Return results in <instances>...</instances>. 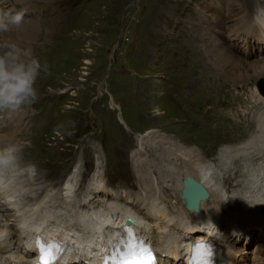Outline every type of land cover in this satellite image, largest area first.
Instances as JSON below:
<instances>
[{"label": "rangeland", "instance_id": "1", "mask_svg": "<svg viewBox=\"0 0 264 264\" xmlns=\"http://www.w3.org/2000/svg\"><path fill=\"white\" fill-rule=\"evenodd\" d=\"M252 1L236 0L229 10L225 0H39L47 7L39 15L38 4L32 3L35 6L26 20L34 17L33 23L42 24L43 29L32 42L33 55L27 60H38L47 71H41L36 80L35 102L22 107L23 114L26 113L21 122L22 135L17 132V140L10 142L19 150L21 167L17 166L16 170L21 168L25 175L30 171V176L37 177L39 173L43 180L52 179L57 186L45 193H54L82 165L80 198L87 189L92 190L94 184H100L101 190L93 189L97 192L96 200H92L98 199L99 204L127 200V204L139 210L138 207L141 209L150 203L147 212H152L149 206L156 199L154 204L169 201L161 203L165 210L170 203L175 210L179 208L178 211L184 213L182 216L176 212L175 218L184 219L189 213L179 203L180 191H174V187L179 186L177 165L169 166L166 151L159 145L162 142L164 145V141L176 144L181 149L177 155L187 160L190 156L183 152L184 148L196 150V157L216 166L224 158L220 157V151L224 150L225 156L229 154L223 147L238 145L248 134L247 124L243 127L240 124L245 123L250 109L258 108L253 107L256 106L253 93L257 98L261 96L255 82L264 76L251 81L244 90L246 93H239L240 83L233 86V82L218 74L206 56L218 40L228 44L231 52L247 62L264 57V43L251 42L247 55L235 52L229 42L237 37L230 34L229 28L235 31L247 10L259 14L258 4L264 8L261 0ZM45 17H49V21H45ZM244 37L239 36V45L243 44ZM10 49L16 50L13 46ZM222 83L223 86L219 85ZM31 109L37 112L34 119L27 118ZM42 111H45L43 117L40 116ZM19 114L23 115L20 110ZM50 117L54 119L48 126L34 132L37 126L47 124ZM252 134L254 132H250ZM155 142H159L158 146ZM24 143H28L26 148L22 147ZM152 146L160 148L159 151ZM229 160L226 165L241 163L242 168L249 163L241 158ZM140 165L149 167L152 193L145 189L148 186L143 181L145 177L140 178ZM166 166L172 170L167 172ZM222 167L224 172L228 170ZM25 175L23 191L29 192L35 186L28 180L29 175ZM232 176H227L226 181H233ZM232 189L233 196L242 199L237 188ZM33 190L29 192L33 195L31 199L35 197ZM229 190L231 193V188ZM162 191L167 195L166 200L161 199ZM145 195L148 199L144 202ZM240 204L223 211L222 216L231 218ZM49 205L36 208L39 210L34 214H47L60 224L77 226L74 223L78 220L76 208L66 204L67 213L65 207ZM247 214L243 213L235 223L246 224V220H253V215ZM156 216L161 218L165 214L160 216L157 212ZM249 238L255 239L252 235ZM263 253L250 264H264ZM245 254L238 253L237 257L241 259Z\"/></svg>", "mask_w": 264, "mask_h": 264}, {"label": "bare ground", "instance_id": "2", "mask_svg": "<svg viewBox=\"0 0 264 264\" xmlns=\"http://www.w3.org/2000/svg\"><path fill=\"white\" fill-rule=\"evenodd\" d=\"M243 1H245V0H243ZM248 1L253 2L252 0H248ZM235 2H236V0H232L231 2L229 0H225L226 9L230 8L229 10H231V8ZM32 3L38 4V9H39L38 15L40 14V11L47 8L46 3H40L39 0H27L26 4H27V6H30V10H33V8L35 6V5H31ZM261 3L263 4V7H264V0H261ZM8 6H14V4H8ZM258 6H260V13L259 14H257L254 11L247 10V15L240 18V23L235 27V29H234L235 31H233L231 28H229L231 30L230 34L231 35L235 34L237 36L235 38V40H229L230 46L237 53L248 55L250 53L251 42L254 43V41L255 42L257 41L258 43H264L262 41V38H261V34H264V8H261L262 6L260 4H258ZM251 8H253V7H251ZM30 10H28L26 15L32 14ZM217 12L221 13L219 8H217ZM228 14H230V13H228ZM33 20H34V17L27 18V20L25 17L23 24L19 28H14V30H11V31L6 32V33H0V51H4L7 48H10L13 46V48L15 47V49H16L15 52L20 57H22L25 60L30 59L33 55V50H34V49L32 50V42H35V39L37 38V36H40L39 34L41 32V28L43 29L42 24L37 23V26H38L37 27L33 23ZM45 21H49V17H45ZM242 22H243V27H241ZM243 35L245 36L241 41L243 44L239 45L238 44L239 36H243ZM215 41L218 42V40H215ZM217 42L213 45L212 44L213 42L211 43V41H210V43L213 45V47L209 49V54L206 57L208 58V60L212 64V67L216 71H219L218 74L225 76L227 81L233 82L234 83L233 86H236L237 85L236 83H240L241 87H240V91H238L239 93L244 91L247 88L248 84H251V81H253V80H255L261 76H264V57L262 59H259V60L253 61V62H247L244 59H242L244 57H242V58L240 56L238 57V56H236V54L231 52V48H229L227 46L228 44H226L222 41H220L218 43ZM246 45L248 46V49H246ZM225 46H227V47H225ZM52 47H54V46H52ZM47 48H50V47H47ZM61 64H63V63H61ZM217 80H220V79L217 78ZM219 85L223 86V83L219 84ZM218 91H219V89L217 90V92ZM245 93H244V95H245ZM258 95H259V93H258ZM253 96L256 98L255 101L253 102L254 104L256 103V106H253V107H256V108L258 107V108L255 111L250 109L249 110L250 113L249 114L247 113V118H246V121L247 120L248 121L247 122L245 121L244 124H240L241 122H243V120L241 119L240 123H239L241 127H243L245 124H247L248 134L246 136H244L242 142L239 143L238 145L235 144V145L230 146V147H229V145L228 146L226 145V147H223L224 149H227V151H229L228 152L229 154L227 156H225L224 150H223V148H221V150H223V151L219 152L220 157L221 158L224 157V158L219 160L218 165L212 166V164H209L207 162L208 160L205 161L202 158L196 157V154L194 153L196 150L194 151L193 149H186V148L182 147V148H184L183 152L185 154H187L188 156H190L187 160L186 158H182V157H180V155L179 156L177 155L178 150H181V149L178 148V146L176 144L172 145L170 142L164 141V145H163L162 144L163 142L161 140L162 143L159 145V147L162 148L163 152L166 151L165 152L167 155L166 157L168 158L167 163L171 164L169 166L175 167V165H177L176 166V168H177L176 172L179 174V176H178L179 181L177 182V186L179 185L181 188H179V186L174 187V191H176V192L180 191V196H181L183 182H184V180H187L188 178L199 183L205 191L204 198L206 197V199H205L206 204L202 203L200 214H195V213L191 212L189 209H185L186 212L196 216L197 218L201 214H204L206 216L213 214V218H214L215 222L218 223V225H217L218 233L220 235H226V240L237 239L239 241H243L245 239H250L249 236H251V235L254 237V233L251 230H249V228L254 226V224H253L254 220H246V225L248 227L245 226L244 224H239V223L236 224L235 220L240 219L241 215L243 213L244 214L249 213L250 215L256 214L258 212V209L260 208L261 204H263L261 202L264 201V156H263L264 155V97L260 96L257 98V96L254 93H253ZM259 104H261V105H259ZM19 110L23 114L24 109L21 108ZM19 110L7 111V112L10 115H20L21 113L19 114ZM53 111L55 113V109ZM2 112L3 111H0V114ZM33 112H34L33 109H31L28 113L29 117H27V118H33V116L35 115V112L34 113ZM48 114H50V113H48ZM52 114H53V112H52ZM25 117H26V113L23 114L22 117H19L18 123L15 126H13V128L10 132L6 133L2 137V139L0 140V145H1L0 147L10 145L11 141L17 140V137H16L17 132L20 131V135H22V131L20 130V128H22L24 126L21 122ZM52 117L49 118L50 120L48 121L47 124L40 125V127L37 126L34 129V132L48 126L51 123V121L54 119ZM238 119H239V117H238ZM4 128H5V126L1 125L0 131L4 130ZM250 132H252V133L254 132V134L250 135ZM17 144L19 145V143H17ZM25 144L27 145L28 143H24L23 144L24 146H22L23 148H26ZM155 144L158 146L159 142H155ZM154 146H152V147L155 148ZM37 148H39V147H37ZM157 148L158 147H156L154 150L159 151L160 148H158V149ZM192 153L194 154L193 157H192ZM171 155H174V156L171 157ZM198 155L199 154H197V156ZM179 158L182 160V162H180V163H179V160H180ZM192 158H194V160H192ZM228 158L231 159L232 161H235L237 159L239 160V158H241L243 162L245 159H247V160H249V163L246 164L245 167H243V168L240 166L241 163L240 164L238 163L236 166H233L231 164L229 165V163H230L229 162L228 165H226V163L228 162ZM231 160H229V161H231ZM20 162H22V161H20ZM245 162H247V161H245ZM193 165H196V168L192 167ZM225 165H226V167H228V170L226 169L227 171L224 172L222 166H224V168H226ZM169 166L164 167V168H166L165 170L167 172L172 170V168ZM19 167H21V166H19ZM19 167H17V168H19ZM82 168L83 167L81 165L78 170H75V172L68 178V180L64 183V185L61 187V189L60 188L58 190L56 189L54 193H51V192L45 193V192L52 190V189H55L57 186L55 184L56 182H52V179H50V178H48L47 180H43V175L40 176L39 173L36 174L37 177L30 176L29 175L30 171H29V173L27 174V175H29L28 180H30L31 183H34L35 188H31V189H34L32 193H34L35 197L33 199H31V197L33 196V195L29 194L31 189L29 192L26 189L27 192L24 191V193L22 195L23 201H22L21 205H25L27 203H31L33 201H36V204L31 205V208L35 207L34 209H36V208H39L40 206H43V204L44 205L50 204L49 206H51L52 208L53 207H56V208L65 207L66 208L67 207L66 204H68L71 207H74V209L75 208L77 209V212H76L77 216H75V215L74 216L78 217V220L76 222L74 221V223L81 226L82 228H88L89 227V230H90V225L94 226L98 223L99 220H101L100 213H98L101 210H103V221L113 220V217H118L119 215L121 217L125 214H135V215L137 214V212H136L137 210L132 205H130L128 203L130 205L129 206L126 202H124V200H122V202H120L118 204H114L113 202L110 204H99V203H97V202H100V201H98V199H97V201H92L93 199H95L96 192L101 190L100 184H94V187H92V190L89 191V189H87V191H85V194L83 193L84 195L82 194V196L80 198L78 195V189L81 185V182L79 180V178H80L79 176H81ZM140 168H141V169H139V175H141L140 178L143 179L145 177V179L143 181L148 183V186L145 187V189L147 192L152 193L151 191L153 189L151 188L150 183L151 184H153V183H152V181L149 180L150 179V177L148 176V174L150 173L149 169H148L149 167H146V165L144 167L140 165ZM189 168H191V170H189ZM14 171L15 172H10V173L11 174L13 173L16 175V176H14V178L16 177L17 179L13 178L15 180V182L19 183V184L25 182V181H22V178L25 175V173H23L24 170H22L20 168L18 170L15 169ZM17 172H19V175H17ZM221 172L223 174L222 176H221ZM226 174H228L227 176H229V177H230V174H232L233 175L232 176L233 181H231V179H230V181L227 182L226 181V177H227ZM27 175H25V176H27ZM0 176H2V175H0ZM167 176H169L168 173H167ZM239 177H242V178L244 177L245 179L240 180ZM60 178H63V177H60ZM0 182H1V180H0ZM43 183H47V184L42 185ZM49 184H51V185H49ZM238 185L239 186L241 185L242 188H239ZM25 187H26V185H25ZM232 187L238 188V190L237 189L236 190L242 194V197L240 196L242 199H239V198L237 199L233 196L234 192H232L233 191ZM230 188H231V193L229 190ZM93 189H95L97 191H95V190L93 191ZM104 191H105V189H104ZM227 191H229L230 194L226 193ZM163 192L164 191H162L161 199L166 200L165 198L167 195H164ZM44 193L46 195L39 202L40 196L43 195ZM108 195H109V193H108ZM0 197H3V196L0 195ZM237 197H239V196H237ZM107 198L109 201H112L109 196ZM128 199H130V198L128 197ZM142 199L145 202L148 199V196L145 195L144 197H142ZM155 201H153V203H151V205L149 206V209L153 210L155 212V214H157V212H160L164 207L161 204L162 202H157L156 204H154ZM94 202H96V205H94ZM166 202H169V201H166ZM242 202H246L245 203L246 205L240 204ZM7 203L10 204L9 201H7ZM89 203L91 205H89ZM149 204L147 203V205H149ZM238 204H240L241 206L239 209L236 208L235 210L237 211V213L232 214L231 218H229L232 220H229L227 217L225 218L224 216H222V214H225L223 211L229 210L233 206L236 207ZM160 205L162 207H159ZM208 206H209V209L211 212L208 210ZM52 208H50V209L52 210ZM12 209H14V207ZM12 209L10 207H7L6 205L4 207H2V205H0V212H1L0 213V264H28V260L23 259V257H25V256L30 257V253L27 252V254H20L19 247L22 246V250L23 249L28 250V247H27L28 245L25 244L24 242L27 241L28 237L35 230L39 229L40 224L36 223V224L28 225L27 228L25 229V234L21 235V233H19V237H20L19 241L16 240L14 238V236H15L16 232L18 231L17 227L24 224L22 218L18 217V216H20V214L22 215L25 211H27L30 208H24L22 210L15 209V212H11L10 210H12ZM66 209H67L66 211L68 213V208H66ZM144 209H146V208H144ZM55 210L56 209H54V211ZM130 210H132V211H130ZM171 210L173 211V209H171ZM104 212H108V213H104ZM165 212H166V214H168V210H164V213ZM58 213H60V212H58ZM61 213H63L62 210H61ZM140 213H142V212H139V214ZM170 213L171 212H169V215H170ZM175 213L176 212L174 211V215H176ZM169 215H166V216H169ZM174 215H173V217L175 219V222L179 225H182L184 223V219L181 217H178V216L176 219L175 218L176 216H174ZM111 216H113V217H111ZM160 216H162V215L160 214ZM139 219H140L139 222L143 223L142 225L144 227V230L146 231L147 226H146L145 222L141 218H139ZM69 220H71V219H69ZM167 220H170V218H168ZM71 222H73V221H71ZM225 225H227V228ZM170 226H169L170 228H175V227H173V225H170ZM173 231H170L169 234L170 233L172 234ZM54 232H55V230H51L50 236ZM44 233L48 234V231H44ZM262 234L264 235V230H262ZM220 235H218V236H220ZM161 238H163V237H159L158 239H161ZM171 238L176 240V238H177L176 231H174V234H172ZM251 240H254V239H251ZM20 243H21V245H20ZM238 249L244 251V249L242 247L241 248L239 247ZM258 250L260 253L258 255L251 256V257H257L264 251V243L262 245H260ZM244 256L245 255H243L241 259L244 260V258H245ZM227 259L231 262H235V258L232 255V253L228 254ZM238 259H240V257L237 258V262H238ZM238 264H242V263L238 262Z\"/></svg>", "mask_w": 264, "mask_h": 264}, {"label": "clouds", "instance_id": "3", "mask_svg": "<svg viewBox=\"0 0 264 264\" xmlns=\"http://www.w3.org/2000/svg\"><path fill=\"white\" fill-rule=\"evenodd\" d=\"M27 12L26 0H16L14 6L0 0V33L19 28ZM41 71H47V67L36 59L25 60L10 48L0 51V111H17L35 102V85ZM18 151L15 145L0 147V175L17 168Z\"/></svg>", "mask_w": 264, "mask_h": 264}, {"label": "snow or ice", "instance_id": "4", "mask_svg": "<svg viewBox=\"0 0 264 264\" xmlns=\"http://www.w3.org/2000/svg\"><path fill=\"white\" fill-rule=\"evenodd\" d=\"M54 247L41 245L40 264H52V260L55 259ZM127 247L128 250L124 252L123 258L119 260L118 264H154L151 250L143 242L134 241ZM209 255L210 253L205 250L203 245L197 246L194 249L193 264H210L208 259Z\"/></svg>", "mask_w": 264, "mask_h": 264}, {"label": "water", "instance_id": "5", "mask_svg": "<svg viewBox=\"0 0 264 264\" xmlns=\"http://www.w3.org/2000/svg\"><path fill=\"white\" fill-rule=\"evenodd\" d=\"M184 186H185V189H187V192H186V195H187V196H188V191H189V190L192 191V196H191V197L194 198L192 204L195 206V205H196L195 199H196L197 197H200V198H201V197H203L204 194H205V191H204L203 187H202L199 183L193 181V180L190 179V178H188V179L184 182ZM187 202L189 203V200H188Z\"/></svg>", "mask_w": 264, "mask_h": 264}]
</instances>
